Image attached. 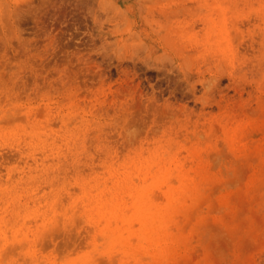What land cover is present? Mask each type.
<instances>
[{"label":"rangeland","instance_id":"374dc122","mask_svg":"<svg viewBox=\"0 0 264 264\" xmlns=\"http://www.w3.org/2000/svg\"><path fill=\"white\" fill-rule=\"evenodd\" d=\"M171 157L198 189L115 242ZM0 264H264V0H0Z\"/></svg>","mask_w":264,"mask_h":264},{"label":"bare ground","instance_id":"6f19581e","mask_svg":"<svg viewBox=\"0 0 264 264\" xmlns=\"http://www.w3.org/2000/svg\"><path fill=\"white\" fill-rule=\"evenodd\" d=\"M232 138L233 133L229 132L228 140ZM190 154L194 157L193 151ZM170 161L174 163V168H171ZM170 161L153 159L139 162L122 177L126 181L125 186L132 187L135 191H130V201L122 199L110 211L113 222L119 227L116 237L113 238L115 242L127 246L129 240L135 238L137 247L146 242L152 243L157 237H161V230L170 218L171 211L180 209L184 199L198 189L204 170L200 166H194L195 171L191 175L172 157ZM132 178L137 181L133 182ZM174 178L178 181L177 185L173 184ZM157 183H164L166 186L165 207H160L149 195L148 187Z\"/></svg>","mask_w":264,"mask_h":264}]
</instances>
